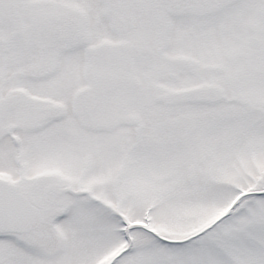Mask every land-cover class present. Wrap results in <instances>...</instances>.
I'll return each instance as SVG.
<instances>
[{
  "label": "snow or ice",
  "instance_id": "1",
  "mask_svg": "<svg viewBox=\"0 0 264 264\" xmlns=\"http://www.w3.org/2000/svg\"><path fill=\"white\" fill-rule=\"evenodd\" d=\"M0 264H264V0H0Z\"/></svg>",
  "mask_w": 264,
  "mask_h": 264
}]
</instances>
